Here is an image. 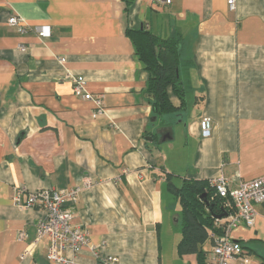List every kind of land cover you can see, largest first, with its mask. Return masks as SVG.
Wrapping results in <instances>:
<instances>
[{
    "label": "crops",
    "instance_id": "obj_1",
    "mask_svg": "<svg viewBox=\"0 0 264 264\" xmlns=\"http://www.w3.org/2000/svg\"><path fill=\"white\" fill-rule=\"evenodd\" d=\"M127 1L0 0V264H51L47 241L32 245L44 214L16 208L17 187L79 189L71 225L88 232V248L67 255L75 264H197L176 253L179 208L167 178L176 187L223 178L234 188L264 176V0H236L233 11L226 0H132L125 14ZM11 16L26 23L23 34L7 26ZM143 26L181 39L191 101L169 127L151 122L148 75L125 36ZM68 75L100 97V116L74 96ZM256 211L252 228L229 235L246 264L264 258V204Z\"/></svg>",
    "mask_w": 264,
    "mask_h": 264
},
{
    "label": "built area",
    "instance_id": "obj_2",
    "mask_svg": "<svg viewBox=\"0 0 264 264\" xmlns=\"http://www.w3.org/2000/svg\"><path fill=\"white\" fill-rule=\"evenodd\" d=\"M170 1L166 0L165 5ZM230 11L235 9L236 0H226ZM7 26L23 34L26 31V23L18 16H11L7 20ZM39 38L48 37L43 28H35ZM63 62V60H61ZM72 85L74 96H80L84 100L92 102L96 108V116L102 114V103L99 96H92L85 93V81L81 76H67ZM200 137L209 138L212 131L211 120L207 117L199 121ZM209 186L213 188L216 195L221 199H228L234 209V214L227 219L225 234L222 236H212L211 254L212 264H236V261L247 263V257L240 243L230 238V232L243 224L247 228H252L257 218L256 206L264 204V176L249 182H240L231 188L228 182L219 178L212 180ZM79 189L69 191L41 190L34 193L26 192L24 188H15L12 195V204L22 210H39L44 217L36 227V236L33 246L40 241L46 240L47 247L45 259L51 264H75L73 260L67 258L68 254L77 256L84 248H88V232L79 227L72 226V208L77 202ZM25 237L24 232L18 233V240ZM89 250L95 254L94 247ZM30 255L29 250H25L21 258ZM101 264H115L114 258L100 260Z\"/></svg>",
    "mask_w": 264,
    "mask_h": 264
},
{
    "label": "trees",
    "instance_id": "obj_3",
    "mask_svg": "<svg viewBox=\"0 0 264 264\" xmlns=\"http://www.w3.org/2000/svg\"><path fill=\"white\" fill-rule=\"evenodd\" d=\"M131 3L132 0L125 2V14ZM125 36L132 45L134 57L148 75L146 94L153 98L149 100L152 116L162 126L169 127L185 107L181 75L185 73L186 62L181 55V39L178 36L159 38L145 26L137 30L126 27ZM169 93L180 101V109L171 104ZM166 181L167 191L179 208L181 239L176 245L177 255H194L197 264H210L203 246L206 242L212 245V236L225 234L227 219L234 214L231 202L219 198L206 182L183 180L176 187L169 178ZM218 216L222 218L217 219ZM260 262L264 264V258Z\"/></svg>",
    "mask_w": 264,
    "mask_h": 264
},
{
    "label": "rangeland",
    "instance_id": "obj_4",
    "mask_svg": "<svg viewBox=\"0 0 264 264\" xmlns=\"http://www.w3.org/2000/svg\"><path fill=\"white\" fill-rule=\"evenodd\" d=\"M182 77H183V75H181ZM185 100H186V102H187V104L188 105H190V101H191V96H190V94H186L185 95ZM177 234V235H176ZM175 234V236H176V238H177V241L179 242V240L181 239V233H180V231H179V233H176Z\"/></svg>",
    "mask_w": 264,
    "mask_h": 264
},
{
    "label": "water",
    "instance_id": "obj_5",
    "mask_svg": "<svg viewBox=\"0 0 264 264\" xmlns=\"http://www.w3.org/2000/svg\"><path fill=\"white\" fill-rule=\"evenodd\" d=\"M147 99H149V100H152L153 98H152V96H150V95H147L146 94V96H145ZM156 121V118L155 117H153L152 119H151V122H155ZM146 140L147 141H149V142H151L152 141V139L150 138V137H148V138H146ZM222 217L221 216H218V218L217 219H221Z\"/></svg>",
    "mask_w": 264,
    "mask_h": 264
}]
</instances>
